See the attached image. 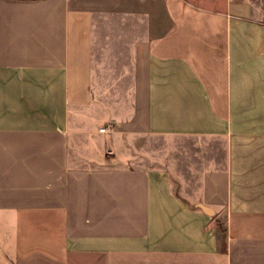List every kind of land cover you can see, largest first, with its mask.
<instances>
[{"label":"crops","instance_id":"1","mask_svg":"<svg viewBox=\"0 0 264 264\" xmlns=\"http://www.w3.org/2000/svg\"><path fill=\"white\" fill-rule=\"evenodd\" d=\"M0 264H264L252 0H0Z\"/></svg>","mask_w":264,"mask_h":264},{"label":"rangeland","instance_id":"2","mask_svg":"<svg viewBox=\"0 0 264 264\" xmlns=\"http://www.w3.org/2000/svg\"><path fill=\"white\" fill-rule=\"evenodd\" d=\"M252 2L254 4L256 14L264 18V0H252ZM111 63L114 64V62ZM103 70L107 75L104 78L107 80L120 74V70L116 67H108ZM125 75L127 74H124V76ZM105 86L115 87L114 83L111 85L106 84ZM199 142L200 141L198 139H193L192 137L171 139L148 137L139 139L136 141V144L137 150L142 151L146 157H148V153H151L152 155L160 157V161L165 162V160H167L168 162H171L170 165L175 166L177 169L182 171L188 172L192 167L199 165L196 163L198 158L208 156L210 154L209 151L211 149L207 147V144Z\"/></svg>","mask_w":264,"mask_h":264},{"label":"trees","instance_id":"3","mask_svg":"<svg viewBox=\"0 0 264 264\" xmlns=\"http://www.w3.org/2000/svg\"><path fill=\"white\" fill-rule=\"evenodd\" d=\"M222 231H223V229H222ZM224 237H225V232H224V234H223V237H222V243H224V242H225V239H224Z\"/></svg>","mask_w":264,"mask_h":264},{"label":"water","instance_id":"4","mask_svg":"<svg viewBox=\"0 0 264 264\" xmlns=\"http://www.w3.org/2000/svg\"><path fill=\"white\" fill-rule=\"evenodd\" d=\"M204 209H208L206 206H204V205H201Z\"/></svg>","mask_w":264,"mask_h":264},{"label":"built area","instance_id":"5","mask_svg":"<svg viewBox=\"0 0 264 264\" xmlns=\"http://www.w3.org/2000/svg\"><path fill=\"white\" fill-rule=\"evenodd\" d=\"M100 130H105V128L104 127H101Z\"/></svg>","mask_w":264,"mask_h":264}]
</instances>
